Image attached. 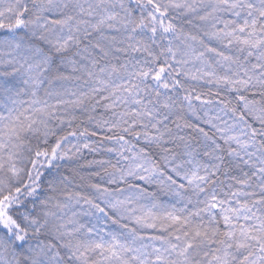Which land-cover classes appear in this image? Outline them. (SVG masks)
Returning <instances> with one entry per match:
<instances>
[{"label": "snow or ice", "instance_id": "snow-or-ice-1", "mask_svg": "<svg viewBox=\"0 0 264 264\" xmlns=\"http://www.w3.org/2000/svg\"><path fill=\"white\" fill-rule=\"evenodd\" d=\"M0 264H264V0H0Z\"/></svg>", "mask_w": 264, "mask_h": 264}]
</instances>
